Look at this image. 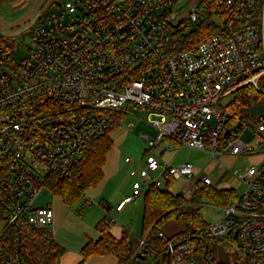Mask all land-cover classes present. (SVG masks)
I'll return each mask as SVG.
<instances>
[{"label": "built area", "instance_id": "1", "mask_svg": "<svg viewBox=\"0 0 264 264\" xmlns=\"http://www.w3.org/2000/svg\"><path fill=\"white\" fill-rule=\"evenodd\" d=\"M202 1L65 0L31 27L29 52L17 62L0 38V166L6 165L17 198L11 221L22 217L48 228L53 207L35 205L47 175L67 174L82 150L112 128L116 112L136 107L148 113L139 121L157 130L152 140L140 134L150 147L168 141L169 149L188 147L215 159L261 155L245 173L231 170L243 191L209 233L234 237L238 228L249 264H264V115L248 110L264 101V0H218L215 10L202 8ZM191 32L204 38L174 50L176 34ZM246 87L257 98L233 117L230 104ZM211 114L217 115L213 124ZM198 170L190 161L162 163L147 154L131 170L132 194L117 210L150 185L162 186L165 175L188 181L181 193L190 199L197 183L214 185L217 174ZM4 230L0 264H22L2 245ZM147 234L126 264H144ZM160 236L167 239L168 264L195 253L181 237ZM159 255L152 251L149 258Z\"/></svg>", "mask_w": 264, "mask_h": 264}, {"label": "trees", "instance_id": "2", "mask_svg": "<svg viewBox=\"0 0 264 264\" xmlns=\"http://www.w3.org/2000/svg\"><path fill=\"white\" fill-rule=\"evenodd\" d=\"M201 6L206 10H215L219 7L218 0H203ZM0 38L3 39L1 35ZM203 38L204 35H196L195 32L178 33L173 40L174 50H183L188 43L197 42ZM254 99L255 95L248 87L238 91L230 104L235 110H233V117H242L246 110L244 106L250 105ZM124 117V113L116 112L112 128L93 139L82 150L76 161L70 165L67 174L49 173L47 175L45 185L70 208L83 198L87 189L97 186L102 180L106 156L113 146L112 133L117 126L121 125ZM174 183L173 178L165 175L162 186L152 184L143 194L142 235L148 231L147 255L142 257L144 264H168L169 256L164 252L167 239L160 236V232L165 233L164 227L170 221L176 222L181 228L178 233L170 236L181 237L182 240L194 244L196 250L192 256L199 261L198 264H221L216 262L211 254L210 245L213 237L209 233L210 223L202 213L201 202L204 197H208L218 206L226 208L237 200V191L233 188L218 189L214 185L197 183L195 193L187 199L181 192L172 191L171 187ZM16 202L10 174L6 165L2 164L0 166V222L7 221L1 237L2 245L22 264H59L65 248L55 239L49 228L34 227L22 217L11 221ZM113 222L114 219L108 215L99 221L97 229L100 237L98 240L87 241L82 249L84 259L91 255L112 254L118 258L120 264H126L129 261L135 249L133 238L126 229L121 238H115L111 232ZM229 236L233 237V234ZM152 251H157L160 255L149 258ZM249 263L250 257L246 256L244 262L236 264Z\"/></svg>", "mask_w": 264, "mask_h": 264}, {"label": "rangeland", "instance_id": "3", "mask_svg": "<svg viewBox=\"0 0 264 264\" xmlns=\"http://www.w3.org/2000/svg\"><path fill=\"white\" fill-rule=\"evenodd\" d=\"M191 1L192 0H189V2ZM198 1L199 0H194V4ZM64 2L65 0H17L12 3L0 4V35L8 44L15 62L20 61L29 52L28 46L31 42V27L34 26L40 17H44L49 12L57 10ZM256 98L255 96L254 101ZM228 101L229 99H226L223 103H227ZM230 107L229 109L234 112L235 110L232 105ZM131 109V113L127 114L121 125L117 126L113 131L116 137L115 171L117 174L115 175V186H109L103 191L107 196H114V194L117 196L120 192H126L131 188L134 178L131 176L130 172L145 161L146 149H148L147 140L142 139L140 134L143 132L149 134L152 132L154 133V131L145 124L146 121H139L138 118L141 117L146 120L148 118V113L136 107H132ZM248 110L257 116L264 115V101L261 100L249 106ZM216 120V114H211L207 117V122L210 124L215 123ZM246 138H248V136H246ZM161 148L162 147L159 149ZM169 150L167 149L166 152L160 156L161 160L169 163L171 160L175 159V164L190 161L198 167L199 176L216 172L217 174L213 175L214 186L218 189L233 188L238 194L242 193L244 186L238 176L232 173L231 170L238 174L245 173L251 164H255L261 159V155L235 157L229 154L217 155V159H215L210 154L189 149L188 147H183L178 153H176V150H174V152ZM156 152L159 153L160 151ZM126 158H130L131 162H126ZM219 161L224 165L222 168L218 167ZM95 188L96 186L87 189L83 198L73 207L74 211H76L78 205L83 203L85 197H102L101 195L103 193L101 195H95L99 191V188ZM189 188V182L184 179L175 181L171 187L172 190H178L180 192H184ZM55 197L58 196L54 195L51 189L44 185L41 188L36 204L53 202ZM136 200L137 203L129 205L124 213L118 214L116 211L115 213L112 211L110 217L115 221L112 223V225H115V228H120V230H122V224L123 226H130L132 231L131 236L136 237L138 240L143 233V196H139ZM97 203L95 204L98 205ZM95 204H92V206H95ZM201 205L202 213L210 224L223 218V208L215 204L210 198L204 197ZM90 206L88 205V207ZM6 225L7 221L0 222V230H3ZM164 231L168 235H174L180 231V227L176 222L170 221L166 224ZM210 249L216 262L221 264L244 262L247 256L246 252L241 248L238 239H234V237L230 236L213 238L211 240ZM197 262L199 261L195 257L190 256L180 264H195Z\"/></svg>", "mask_w": 264, "mask_h": 264}, {"label": "crops", "instance_id": "4", "mask_svg": "<svg viewBox=\"0 0 264 264\" xmlns=\"http://www.w3.org/2000/svg\"><path fill=\"white\" fill-rule=\"evenodd\" d=\"M145 124L148 125L149 128L152 129L155 133L154 134L152 132L150 134L149 133L146 134H148L150 140L154 139L157 136V130L147 122ZM112 138H113V146L107 153L106 162L103 167V172H104L103 178L95 188V189L99 188V191L95 195H101L107 187L115 186V175L117 173L115 171L116 137L114 133H112ZM167 142L168 141L155 147H150L147 142L148 149H146L145 159L147 154H151L158 156L159 159L161 160L160 156H162L167 149L169 150L167 146ZM158 147L159 148L162 147L163 149L162 148L159 149ZM180 150H176L177 151L176 153H178ZM156 151H160V152L157 153ZM169 151L174 152L173 149ZM161 162L167 163V161H163V160H161ZM170 162L175 164L176 160L173 159ZM141 165H144V162L141 163ZM133 178H134L133 180L134 182L136 180V177ZM132 191H133V187L131 186L129 190H127L126 192H120L119 195L117 196H115V194L114 196H107V194L103 193L101 195L102 197L99 196L85 197L83 203L77 206L76 211H74L73 208L67 206L60 197H55V200L53 202L50 203L48 202L47 204L44 203L35 204L37 207H44L47 205H51L54 209V220L48 228L53 232L55 239L65 248V253L63 254L59 264H80L81 261L82 264H120L118 258L112 254L91 255L88 258L84 259L82 255V249L89 239L92 240L99 239L100 233L97 229V224L101 219H103L106 215L110 217L112 211H114V213L116 211L118 214L124 213L126 208L131 204L133 205L134 203H137L136 198H139V196L141 195L143 196L145 192L143 191L141 195L135 197L133 200L126 203L121 210H117L118 205L123 201L125 197L130 196ZM172 191L174 193H180V191L178 190H172ZM86 200L90 201V204H88L89 206L91 205L90 207H88V205L84 206ZM95 203H97L98 205H96ZM92 204L93 205L95 204V206H92ZM124 229L128 230L129 233L131 234L132 232L131 227L127 225L123 226V224H122V230H120V228H115V225H112L111 232L115 238L119 239L122 237ZM132 238L135 244L137 242V238L134 236Z\"/></svg>", "mask_w": 264, "mask_h": 264}, {"label": "water", "instance_id": "5", "mask_svg": "<svg viewBox=\"0 0 264 264\" xmlns=\"http://www.w3.org/2000/svg\"><path fill=\"white\" fill-rule=\"evenodd\" d=\"M17 0H0V4H3V3H12V2H15ZM229 133V129L227 130V134ZM238 232H239V229L237 228L234 232V239H237L238 238Z\"/></svg>", "mask_w": 264, "mask_h": 264}]
</instances>
